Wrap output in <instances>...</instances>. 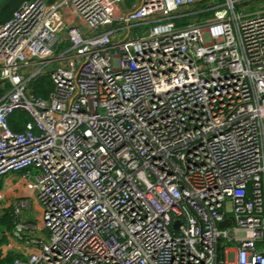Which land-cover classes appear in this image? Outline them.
I'll use <instances>...</instances> for the list:
<instances>
[{
  "label": "built area",
  "instance_id": "built-area-1",
  "mask_svg": "<svg viewBox=\"0 0 264 264\" xmlns=\"http://www.w3.org/2000/svg\"><path fill=\"white\" fill-rule=\"evenodd\" d=\"M204 1L32 0L0 25V180L32 178L48 234L18 217L36 250L12 264H264V8Z\"/></svg>",
  "mask_w": 264,
  "mask_h": 264
},
{
  "label": "crops",
  "instance_id": "crops-1",
  "mask_svg": "<svg viewBox=\"0 0 264 264\" xmlns=\"http://www.w3.org/2000/svg\"><path fill=\"white\" fill-rule=\"evenodd\" d=\"M141 2L142 0H122L121 11L131 12L137 9ZM0 181H2V179ZM24 203L27 207L21 206ZM23 209H34L36 218L39 221V224L35 225L37 226V230L30 234L36 237H38V235L40 236L41 234H45L46 231L43 229L42 224V208L38 201L36 191L32 186V178L26 180L23 178L22 174L11 175L4 179V183H0V216H2L6 211L14 210L16 219L18 217L21 219V212ZM18 210L19 214H17ZM13 231L10 232L7 231L6 228H0V247L7 251L5 256H0V264H9L6 262L4 263V260L7 257H11L12 259H16L18 257L25 258L26 256L34 253L36 250L32 246H27L19 242L13 236Z\"/></svg>",
  "mask_w": 264,
  "mask_h": 264
},
{
  "label": "trees",
  "instance_id": "trees-1",
  "mask_svg": "<svg viewBox=\"0 0 264 264\" xmlns=\"http://www.w3.org/2000/svg\"><path fill=\"white\" fill-rule=\"evenodd\" d=\"M27 1L32 0H7L5 5L0 9V25L7 23L10 21L14 14L19 10L21 5ZM50 3H54L58 0H48ZM219 3H224V0H216ZM205 9V5L200 3L196 10ZM212 13H204L200 15V19L207 18ZM187 23V19L183 20L182 22H179L178 25L182 26L183 24ZM33 93L37 97L41 98H47L50 92L53 91V85L52 81L49 77H42L35 81L32 85ZM1 94V93H0ZM30 121V117L26 113H15L14 115H11L9 118V124L11 129L16 133H21L25 130V125L27 122ZM17 222L16 214L14 210L6 211L2 216H0V228H6L7 231L12 232L15 229V224ZM224 257L220 255V259H223ZM14 259L11 257H7L4 260V263H13Z\"/></svg>",
  "mask_w": 264,
  "mask_h": 264
},
{
  "label": "rangeland",
  "instance_id": "rangeland-1",
  "mask_svg": "<svg viewBox=\"0 0 264 264\" xmlns=\"http://www.w3.org/2000/svg\"><path fill=\"white\" fill-rule=\"evenodd\" d=\"M236 2H238L239 0H235ZM6 0H2L0 2V9L5 5ZM202 4L205 5V9H207L208 6H213L212 2L210 0H205L204 2H202ZM221 3L216 2L215 5H220ZM124 6V4H123ZM264 8V0H240V5L237 6L236 11L238 13H240V11L242 12H246V13H254L256 11H259L261 9ZM124 36V35H123ZM4 183V179H2V181H0V183ZM21 222L26 223V224H31V225H37L39 224V221L36 218L35 215V210L34 209H23L21 212ZM38 237L42 240H47L48 238V234L47 232L45 234H41L40 236L38 235Z\"/></svg>",
  "mask_w": 264,
  "mask_h": 264
},
{
  "label": "water",
  "instance_id": "water-1",
  "mask_svg": "<svg viewBox=\"0 0 264 264\" xmlns=\"http://www.w3.org/2000/svg\"><path fill=\"white\" fill-rule=\"evenodd\" d=\"M106 30H110V26L106 27ZM233 221V219H229L226 222H224L223 224H221L222 227H229L231 225V222Z\"/></svg>",
  "mask_w": 264,
  "mask_h": 264
}]
</instances>
